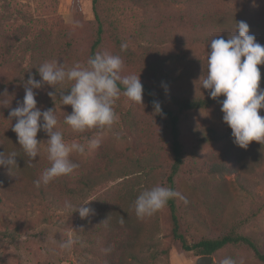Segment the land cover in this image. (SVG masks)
Listing matches in <instances>:
<instances>
[{
    "label": "rangeland",
    "instance_id": "374dc122",
    "mask_svg": "<svg viewBox=\"0 0 264 264\" xmlns=\"http://www.w3.org/2000/svg\"><path fill=\"white\" fill-rule=\"evenodd\" d=\"M239 21L249 25L250 35L264 37V0H0V152L18 155L11 172L0 166L1 264H197L201 256L184 252L174 239L167 205L144 218L135 212L142 191L169 188L174 159L163 120L144 98L139 104L121 93L111 130L74 132L64 122L72 106L61 104L59 93L48 95L56 89L42 81L36 67L54 60L68 67L86 65L102 28L99 52L120 55L122 76L140 75L166 108L176 110L159 82L173 80L179 92L200 94L190 76L207 70L210 43H194L190 36L238 33ZM8 44L12 51L5 49ZM258 67L264 89V64ZM30 77L42 85L33 89L37 107L58 111L57 127L67 142L101 137L100 146L86 156L70 157L79 168L56 178L74 184L77 195L51 182L37 188L34 181L50 167L47 153L28 166L30 158L12 130L16 119L10 112L22 104ZM70 86L60 90L67 95ZM259 114L264 117V109ZM223 115L218 104L181 115L184 165L176 191L188 201L176 198L181 231L192 244L228 234L248 236L264 252V144L239 147ZM44 134L41 129L37 139L46 142ZM65 201L89 203L93 212L81 218L75 209L65 210ZM70 234L79 241L70 251L61 249ZM147 251L157 259L145 260ZM226 257L235 264H264L244 245L213 254V264Z\"/></svg>",
    "mask_w": 264,
    "mask_h": 264
},
{
    "label": "clouds",
    "instance_id": "9594fccd",
    "mask_svg": "<svg viewBox=\"0 0 264 264\" xmlns=\"http://www.w3.org/2000/svg\"><path fill=\"white\" fill-rule=\"evenodd\" d=\"M235 29H238V34L233 32L227 40L223 37L211 40L206 75L204 71L199 81L203 88L210 90L211 98L225 97L220 102L223 120L232 129L234 143L246 149L253 141L264 144V117L259 114V110L264 109V89L260 88L261 71L258 67L264 64V46L256 41L254 35L249 34L250 28L246 22H237ZM120 47L121 51H126L128 45L122 43ZM36 68L42 81L56 89V92L50 91L48 95L53 98L59 93L61 104L72 106L73 111L65 116L64 122L74 132L82 133L94 128L111 130L118 119L114 105L121 95V86L124 96L143 104L144 89L140 75L122 76L124 62L120 55L98 52L86 65L77 63L68 67L65 62L54 60L45 61ZM69 83L70 93L65 95L60 89ZM41 86L40 81L30 77L25 84L22 104L10 112V118L16 119L12 130L17 134L24 153L30 158L28 166L42 152L47 153L50 161V167L43 170L34 181L37 188L47 186L57 177L72 174L80 165L70 157L73 154L86 156L89 149L98 148L101 144V137L89 139L87 143L67 142L57 127L58 111L51 108L42 111L37 107L33 89ZM153 104L155 113H161L160 103L154 101ZM41 129L49 136L46 142L37 139ZM113 136L120 139L118 132H113ZM17 156L15 151L0 152V166H7L11 172L12 167L17 165ZM174 198L188 202L181 193L168 187L156 185L145 189L134 202L136 215L138 218L152 216ZM88 204L77 206L65 201V210L75 209L81 218H86L93 212V209L86 207ZM78 241V236L70 234L60 244V248L70 251ZM220 264H235V261L226 257Z\"/></svg>",
    "mask_w": 264,
    "mask_h": 264
},
{
    "label": "trees",
    "instance_id": "16d2710c",
    "mask_svg": "<svg viewBox=\"0 0 264 264\" xmlns=\"http://www.w3.org/2000/svg\"><path fill=\"white\" fill-rule=\"evenodd\" d=\"M102 28H99L98 39L95 44L92 46L89 59L94 57L96 53L99 52L100 46L102 44ZM232 33H218L207 31V33L197 32L193 36H190V40L194 43H210L213 38L223 37L227 40ZM238 34V33H236ZM256 37V41L262 45H264V37L257 34L254 35ZM7 51H12L13 47L8 44L5 46ZM176 59L180 58V55L173 56ZM204 71L206 70H196V72L192 73L190 76L191 86L196 88V91L200 94H194L191 92L190 94H185L183 92H179L176 88L178 83L173 80L159 82V89L163 92L165 97H168L170 101L174 104L176 110L166 108L157 97L155 90L147 82H141L143 85L144 93L143 98L146 100L148 108L156 115L158 118L162 119L164 124H166L168 128V133L171 140V150L173 154L174 163L172 166L171 175L169 177V188L176 191V177L179 175L183 165H184V156H183V144L181 140V115L183 113L189 111H199L204 110L211 107L214 104L221 105V101L225 99L223 95L218 97L217 99L211 98L209 95L210 90L203 88L202 82L199 81L201 77L204 75ZM206 74V72H205ZM198 76V78L196 77ZM262 85L264 86V79ZM121 93L123 94V87L121 86ZM154 101H158L161 105L162 111L161 113H155L154 109ZM60 130V129H59ZM63 132L65 136V132ZM213 139L216 138V132L212 131ZM45 139H49L48 134L45 132ZM51 187L66 189L69 188V192L72 195H77V187L74 184H70L69 181L61 182L57 179L51 182ZM85 189H83L84 191ZM167 207L170 210L171 214V222H172V234L176 241H180L182 245V249L186 253L196 252L199 256H212L213 254L219 252L229 245H244L249 247L256 255L257 259L264 263V252L260 249L259 245L250 237L236 234H228L224 235L220 238H212V239H203L198 243H190L189 240L185 237V235L181 231V223L180 217L178 214V206L176 204V198L171 199L167 203ZM57 209H60V206H57ZM149 252V251H147ZM145 260H156L157 254L154 252L146 253ZM2 257V243L0 241V264Z\"/></svg>",
    "mask_w": 264,
    "mask_h": 264
},
{
    "label": "water",
    "instance_id": "95a60500",
    "mask_svg": "<svg viewBox=\"0 0 264 264\" xmlns=\"http://www.w3.org/2000/svg\"><path fill=\"white\" fill-rule=\"evenodd\" d=\"M197 264H213V258L212 256H201L198 259Z\"/></svg>",
    "mask_w": 264,
    "mask_h": 264
}]
</instances>
